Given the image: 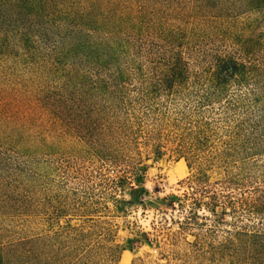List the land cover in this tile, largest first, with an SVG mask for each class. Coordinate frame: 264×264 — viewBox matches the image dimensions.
<instances>
[{
  "label": "rangeland",
  "instance_id": "374dc122",
  "mask_svg": "<svg viewBox=\"0 0 264 264\" xmlns=\"http://www.w3.org/2000/svg\"><path fill=\"white\" fill-rule=\"evenodd\" d=\"M176 2L162 0L165 7L188 9L185 0ZM190 22L177 24L191 28ZM58 30L38 44L39 54L33 58H19L16 52L0 55V249L11 264H31L30 241H41L65 225V219L52 213L62 190L82 188L88 181L99 183L100 174L108 173L90 148L99 137L109 99L87 90L73 118L66 113L57 118L50 108L69 68L86 72L95 68L80 47L65 58L59 55L67 43L74 46L79 41L64 39V29ZM192 31L195 39L184 50L192 70L208 73L217 53L236 56V47L224 41L216 28L192 27ZM115 36L104 30L89 42L103 48L112 46L109 57H118L130 74L128 82L136 85L137 68L147 73L151 64L160 60L148 57L146 40L124 33L118 35L124 42L118 48L120 41L114 43ZM115 66L107 70L114 72ZM93 82L90 78L86 83ZM164 111H169V118L177 117L173 108ZM243 112L235 111L236 123ZM152 122L141 121L135 135L137 157L145 166L141 186L146 193L135 197L125 211L102 213L101 219L111 223L104 226L112 229L109 241L102 238V243L122 248L117 264H236V231L264 230V218L254 217L249 206L255 197L264 196V154H242L244 144L236 139L235 161L226 153L230 145L227 133L219 128L194 159L175 151L186 135L183 123L174 128L166 119L161 130L154 131ZM108 175L113 176L111 172ZM204 175L201 192L195 182ZM229 180H235L236 186ZM128 192L126 189L124 198L129 200ZM195 199L200 207L195 208ZM108 205L113 211L114 206ZM193 208L197 217L190 219ZM186 216L191 227L183 232ZM69 218L73 225L83 223L78 217L66 220Z\"/></svg>",
  "mask_w": 264,
  "mask_h": 264
},
{
  "label": "trees",
  "instance_id": "16d2710c",
  "mask_svg": "<svg viewBox=\"0 0 264 264\" xmlns=\"http://www.w3.org/2000/svg\"><path fill=\"white\" fill-rule=\"evenodd\" d=\"M174 1L178 4L184 0ZM185 1L188 9L165 7L162 0H0V55L16 52L19 58H33L39 54L38 44L52 30L64 29V39L79 43H67L59 55L65 58L80 47L86 52L87 62L95 64L94 72L69 68L50 102L57 118L64 113L73 118L87 90L109 99L99 137L90 148L108 173L100 174L99 183L88 181L82 188L60 192L52 213L66 223L45 235L43 241H30L31 264L118 263L122 248L104 246L101 239L109 241L112 229L111 223L101 218L103 212L125 211L135 197L146 193L141 186L145 166L140 165L135 150V135L145 119L153 121L154 131L161 130L166 119L174 128L183 123L186 135L175 151L193 158L196 152H204L219 128L227 133L230 145L226 153L235 161L236 139L244 144L242 154H264V0ZM186 20L195 29L216 28L224 41L236 47V56L217 53L208 73L192 70L184 50L194 41L195 32L192 27L177 24ZM104 30L117 35L119 40L114 43L120 41L118 48L124 44L118 35L124 33L146 40L148 57L160 61L152 63L147 73L137 68V84L130 85V74L118 57L112 56V46L103 48L89 42ZM111 65H116V71L107 70ZM90 78L94 82L86 83ZM170 108L176 111V118H169V111H164ZM240 110L244 112L236 123L234 114ZM110 172L113 176L108 175ZM205 178L197 179L196 185ZM228 182L236 186L235 180ZM126 189L129 200L124 198ZM108 203L114 206L113 211ZM200 205L195 199V208ZM249 206L254 217L264 218V196L255 197ZM195 208L190 219L197 217ZM68 216L78 217L83 223L73 225L71 218L66 220ZM185 220L183 232L191 227L187 216ZM235 237L236 264H264V230L241 228ZM0 264H11L3 249Z\"/></svg>",
  "mask_w": 264,
  "mask_h": 264
},
{
  "label": "bare ground",
  "instance_id": "6f19581e",
  "mask_svg": "<svg viewBox=\"0 0 264 264\" xmlns=\"http://www.w3.org/2000/svg\"><path fill=\"white\" fill-rule=\"evenodd\" d=\"M184 166V165H183ZM182 167V166H181ZM175 169H177V168H175ZM185 170V169H184ZM182 173V172H181ZM183 173H184V171H183ZM122 264H125V262L124 263H122ZM127 264V263H126Z\"/></svg>",
  "mask_w": 264,
  "mask_h": 264
}]
</instances>
